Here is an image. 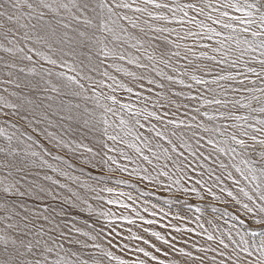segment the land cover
Masks as SVG:
<instances>
[{
	"label": "snow or ice",
	"instance_id": "obj_1",
	"mask_svg": "<svg viewBox=\"0 0 264 264\" xmlns=\"http://www.w3.org/2000/svg\"><path fill=\"white\" fill-rule=\"evenodd\" d=\"M0 264H264V0H0Z\"/></svg>",
	"mask_w": 264,
	"mask_h": 264
},
{
	"label": "rangeland",
	"instance_id": "obj_2",
	"mask_svg": "<svg viewBox=\"0 0 264 264\" xmlns=\"http://www.w3.org/2000/svg\"><path fill=\"white\" fill-rule=\"evenodd\" d=\"M131 167V166H130ZM117 178H123V179H126L129 181L128 184H122V185H119V186H114V185H110V186H114L116 187V192H126V193H131L133 198L137 200V204H141L144 200H148V201H151L152 203H157V195L158 193H155L153 192V195H150V196H141L140 193L142 191H151V186L147 184V182H143V183H137V177L133 176V177H128V175L125 173V174H117ZM130 185H135V187H132ZM216 191H219L218 189H216ZM107 195V194H106ZM170 195V194H168ZM127 203L131 204L132 201H126ZM192 203H196V200L195 198L193 197V199L191 200ZM159 206H162L165 208V210L167 211V206L163 204V200H160L159 201ZM112 207L114 210L117 209L118 206H110ZM178 205L173 207L172 211L175 212L177 209H178ZM209 212H210V209H209ZM119 214V213H117ZM141 214L142 215H145L146 218H153L151 217L148 213H144L143 211H141ZM201 215V213H196L195 212V209H192V211L189 213V216L191 217V219L194 221L195 220V217L196 216H199ZM218 215V214H217ZM155 219L159 222L157 223L156 225H152L150 226L153 230H157V231H161L162 234H166L168 231H170V229H162L160 227V224L163 223V224H167L169 222V218H165L164 220H161V217L158 215L157 217H155ZM173 223H175V221H172ZM118 224H123L124 225V229H125V235H127V231L126 229L128 227H132V230L134 232H136L138 230V227L139 225L142 223L141 221H139L137 219L136 221V225L135 226H131V225H127L125 222H122V221H117ZM231 223H235L234 221L231 222ZM189 226H192V227H195V223H191ZM207 226V225H206ZM221 226L224 227L223 225V222H221ZM145 227H149L147 225H145ZM140 231L142 232V229H140ZM154 240V238H152ZM159 243V242H157ZM117 252V254H120L119 253V249H116L115 250ZM130 255L132 256L133 259L136 258V256H140V258H143L142 254H139V253H130Z\"/></svg>",
	"mask_w": 264,
	"mask_h": 264
}]
</instances>
